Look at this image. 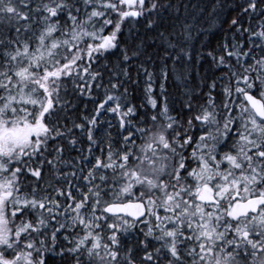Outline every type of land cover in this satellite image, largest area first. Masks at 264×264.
<instances>
[{
	"label": "snow or ice",
	"instance_id": "6c2138e0",
	"mask_svg": "<svg viewBox=\"0 0 264 264\" xmlns=\"http://www.w3.org/2000/svg\"><path fill=\"white\" fill-rule=\"evenodd\" d=\"M0 264H264V0H0Z\"/></svg>",
	"mask_w": 264,
	"mask_h": 264
},
{
	"label": "trees",
	"instance_id": "16d2710c",
	"mask_svg": "<svg viewBox=\"0 0 264 264\" xmlns=\"http://www.w3.org/2000/svg\"><path fill=\"white\" fill-rule=\"evenodd\" d=\"M231 15H235V13H232ZM219 26V25H218ZM224 27H227V24L224 25ZM215 31V29H214ZM113 60L116 59V57L112 58ZM207 68V65L205 64L204 66H201L200 63H195L192 66H190L186 71L190 73V79L195 78V83H199L201 77L205 75V70ZM159 70V65H157L155 68H150V71H158ZM167 71L169 73L167 80H163L162 78L158 79L156 83H154L153 87L156 89L157 92H159V84L164 83L165 90L169 93H172L174 95L179 94V89L177 87L178 81H177V76L181 75L185 71L184 68L181 66L177 65L175 67V71H173V65L171 61H168L167 63ZM93 95H99L102 97L103 95V90L100 91L99 94L96 92L93 93ZM87 102V101H85ZM83 107V105H82ZM89 108H92L93 105L91 103L88 104ZM101 119L105 121H112L113 124L116 123L115 118L111 114H107L106 116L101 117ZM104 128H107V123L104 124ZM114 134V133H113Z\"/></svg>",
	"mask_w": 264,
	"mask_h": 264
}]
</instances>
